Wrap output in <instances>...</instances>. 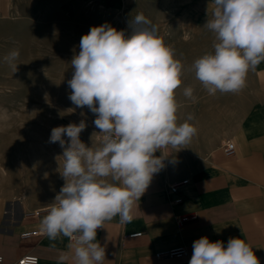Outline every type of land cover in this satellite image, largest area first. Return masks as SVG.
<instances>
[{
	"label": "crops",
	"instance_id": "crops-1",
	"mask_svg": "<svg viewBox=\"0 0 264 264\" xmlns=\"http://www.w3.org/2000/svg\"><path fill=\"white\" fill-rule=\"evenodd\" d=\"M44 1L0 0V19L16 20ZM51 5L113 13L149 8L160 12L155 22H166L180 9L181 25L206 23L215 7L213 0H53ZM174 39L180 41L174 48L176 58L184 65L182 84L176 90L178 123L191 114L189 123L197 132L184 149L161 150L171 157L136 202L130 223H121L117 216L97 231L96 239L105 247L104 264H189L193 242L203 236L225 245L229 238H242L264 264V62L249 70L239 92L209 95L191 66L213 51L214 34L183 31L171 33L165 42L173 47ZM187 87L193 88V98L184 96ZM83 142L100 145L92 128ZM229 143L234 146L231 154L225 151ZM16 146H10L12 152L0 145V256L3 264H15L26 255L37 256L40 264H58L60 253L68 251V238L52 241L46 235L29 239L21 235L40 231V221L64 183L59 173L63 150L58 146L46 161L44 142L34 145L31 155ZM183 181L188 184L170 192L171 186ZM184 218L187 221L179 226L177 220ZM136 233L143 235L129 238ZM179 247L188 249L187 258L157 257Z\"/></svg>",
	"mask_w": 264,
	"mask_h": 264
},
{
	"label": "clouds",
	"instance_id": "clouds-1",
	"mask_svg": "<svg viewBox=\"0 0 264 264\" xmlns=\"http://www.w3.org/2000/svg\"><path fill=\"white\" fill-rule=\"evenodd\" d=\"M212 17L204 25L214 34L213 51L195 59L192 70L209 95L236 93L250 69L264 62V0H213ZM131 33L109 23L92 26L82 35L71 60L69 99L95 115L102 133L99 146L80 138L85 121L51 130L49 142L59 143L64 184L40 221L50 240L69 239L58 264H104L105 247L97 231L119 216L133 220V209L155 174L171 157L162 149H184L197 129L191 114L178 123L176 90L182 84L183 63L143 12L131 21ZM19 57L12 50L3 59L14 69ZM193 88L184 96L193 98ZM67 138V139H65ZM160 155L157 156L156 153ZM189 264H260L242 238L195 240Z\"/></svg>",
	"mask_w": 264,
	"mask_h": 264
},
{
	"label": "rangeland",
	"instance_id": "rangeland-1",
	"mask_svg": "<svg viewBox=\"0 0 264 264\" xmlns=\"http://www.w3.org/2000/svg\"><path fill=\"white\" fill-rule=\"evenodd\" d=\"M52 3L53 0H45L43 6L32 8V12L26 11L13 21L0 19V145H17L15 148L23 147L31 155L35 154L32 147L44 142L46 161L60 146L49 142L54 127L83 120L87 126L80 138L83 141L90 135L93 113L87 107L81 109L72 104L67 81L72 77L71 60L79 52L80 39L92 26L107 22L130 34L132 18L143 12L164 41L171 33L210 31L204 26L206 23L181 25L180 9L166 22H155L153 19L160 12L149 8L131 7L113 13L79 6L58 9ZM173 42V48L178 49L180 41ZM12 50L19 51L14 62L17 70L3 59ZM9 150L13 152L11 147Z\"/></svg>",
	"mask_w": 264,
	"mask_h": 264
},
{
	"label": "built area",
	"instance_id": "built-area-1",
	"mask_svg": "<svg viewBox=\"0 0 264 264\" xmlns=\"http://www.w3.org/2000/svg\"><path fill=\"white\" fill-rule=\"evenodd\" d=\"M95 119V115L93 114L92 120H91V125H92V130H93V135H94V139L96 141V143L100 144L102 141V133H99V129H97L93 123ZM234 146L233 144H228L225 147V151L228 154H231L233 152ZM188 182L187 181H183L179 184L173 185L170 187V192L171 193H177L179 187L187 185ZM187 221V218L184 219H178L177 223L179 226H182L184 222ZM45 234L41 233V231H31V232H26L23 233L21 235L22 239H29V238H39V237H43ZM143 234L142 233H136L133 235H130L129 238H138L141 237ZM189 256V251L187 248L185 247H179V248H173L169 251H167L166 253H162V254H158L157 257L158 258H162V257H169L172 259H176V260H183L185 258H187ZM4 263V259L2 256H0V264ZM15 264H40V259L37 256L34 255H26L22 258H20Z\"/></svg>",
	"mask_w": 264,
	"mask_h": 264
}]
</instances>
